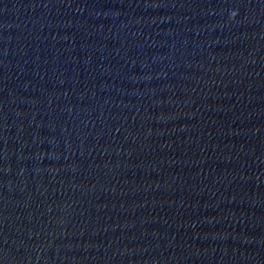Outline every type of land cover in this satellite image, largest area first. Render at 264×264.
Instances as JSON below:
<instances>
[{"label":"water","instance_id":"95a60500","mask_svg":"<svg viewBox=\"0 0 264 264\" xmlns=\"http://www.w3.org/2000/svg\"><path fill=\"white\" fill-rule=\"evenodd\" d=\"M0 264H260L167 0H0Z\"/></svg>","mask_w":264,"mask_h":264}]
</instances>
